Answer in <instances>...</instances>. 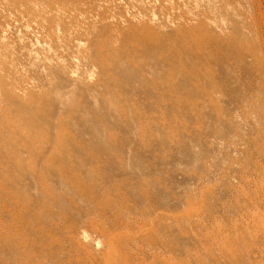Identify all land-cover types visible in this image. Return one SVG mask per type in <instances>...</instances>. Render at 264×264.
I'll return each mask as SVG.
<instances>
[{"label": "rangeland", "instance_id": "1", "mask_svg": "<svg viewBox=\"0 0 264 264\" xmlns=\"http://www.w3.org/2000/svg\"><path fill=\"white\" fill-rule=\"evenodd\" d=\"M0 264H264V0H0Z\"/></svg>", "mask_w": 264, "mask_h": 264}, {"label": "bare ground", "instance_id": "2", "mask_svg": "<svg viewBox=\"0 0 264 264\" xmlns=\"http://www.w3.org/2000/svg\"><path fill=\"white\" fill-rule=\"evenodd\" d=\"M190 50V49H189ZM190 60V59H189ZM194 65V64H193ZM196 66H194V68H195ZM192 69V68H191ZM198 70V69H197ZM199 71V70H198Z\"/></svg>", "mask_w": 264, "mask_h": 264}]
</instances>
